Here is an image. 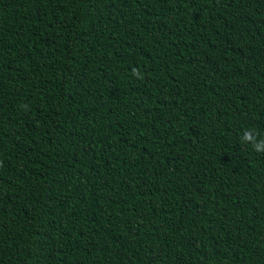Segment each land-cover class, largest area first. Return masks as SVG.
<instances>
[{"label": "trees", "instance_id": "1", "mask_svg": "<svg viewBox=\"0 0 264 264\" xmlns=\"http://www.w3.org/2000/svg\"><path fill=\"white\" fill-rule=\"evenodd\" d=\"M0 264H264V0H0Z\"/></svg>", "mask_w": 264, "mask_h": 264}]
</instances>
